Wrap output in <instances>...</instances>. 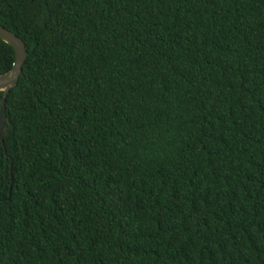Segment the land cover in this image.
<instances>
[{
  "label": "trees",
  "instance_id": "obj_1",
  "mask_svg": "<svg viewBox=\"0 0 264 264\" xmlns=\"http://www.w3.org/2000/svg\"><path fill=\"white\" fill-rule=\"evenodd\" d=\"M0 25L26 48L0 264H264V0H0Z\"/></svg>",
  "mask_w": 264,
  "mask_h": 264
},
{
  "label": "water",
  "instance_id": "obj_2",
  "mask_svg": "<svg viewBox=\"0 0 264 264\" xmlns=\"http://www.w3.org/2000/svg\"><path fill=\"white\" fill-rule=\"evenodd\" d=\"M0 39L8 43L13 50V61L8 70L0 73V144L3 146V136L6 130L3 126L4 99L10 88H12L21 73V67L26 57V48L22 40L9 29L0 25ZM10 171V169H9Z\"/></svg>",
  "mask_w": 264,
  "mask_h": 264
}]
</instances>
